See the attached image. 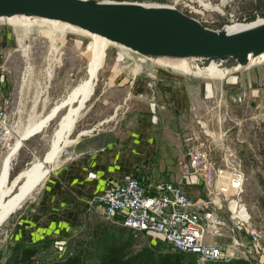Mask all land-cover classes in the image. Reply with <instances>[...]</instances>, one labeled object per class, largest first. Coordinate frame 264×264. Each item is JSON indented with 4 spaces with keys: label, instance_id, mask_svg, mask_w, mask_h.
I'll return each instance as SVG.
<instances>
[{
    "label": "rangeland",
    "instance_id": "374dc122",
    "mask_svg": "<svg viewBox=\"0 0 264 264\" xmlns=\"http://www.w3.org/2000/svg\"><path fill=\"white\" fill-rule=\"evenodd\" d=\"M123 1L170 5L212 29L264 20V0ZM223 2L225 4L222 7V14L216 10H204L206 5L216 7ZM3 21L16 29L18 40L16 44H8V48L2 51L0 56V87L7 100L6 111L10 126L8 136L0 135V171L5 157L20 134L29 129L34 130L22 140V144L11 158L7 185L11 184L16 176L29 167L36 158L40 159L45 155L53 141L57 139L60 128L68 124V116L69 121L72 122H69L60 133L62 136L58 147L61 149L55 158L57 161L55 166L64 156V150L72 146L71 144L63 146L66 141L72 140L80 129L89 128L113 113L111 103L102 108L103 103L99 102L100 100L96 102V96L101 90L103 70L113 73L117 68L116 72L127 80L126 84L129 86L131 82L127 77L139 75L142 71H146L148 66L164 68L157 63L148 64L146 60L140 59L141 54L111 43L103 52L102 66L97 72V77L93 79L91 78L93 39L87 32L57 31L48 23L39 20L28 27ZM117 56L121 59L118 60ZM255 64L257 63L252 65ZM245 68L240 67L222 78L192 75L177 70L201 84L211 82L215 87H212L210 96L201 99L202 103L199 107L191 106L187 122L177 126L172 132L174 139L176 140L177 137L180 141L179 150L175 155H164L163 160L159 159L156 162L157 170L148 177L137 176L146 189L149 184L153 185L162 178L173 179L181 176L182 153L192 141V126L196 124L192 119L198 114L207 122L209 128L221 135L222 144L232 153L233 159L244 171L243 200L250 212L253 226L264 229V84L249 87L241 84L240 81L229 83L226 80L228 75L239 74ZM93 81L95 85L93 92L83 101V95L86 93L84 86ZM60 105L62 107L53 113L52 111ZM123 109H125L123 105L118 107L116 115L119 120L122 119ZM126 112L127 116L128 111ZM44 123L46 124L37 131L33 128L37 124ZM155 127L156 125L153 124L150 132ZM166 141L170 142V139L167 138ZM216 155H219L218 150ZM50 174L51 172L48 177ZM23 181L24 178L20 179L17 185ZM40 186L1 223L0 264H6L10 256L17 254V247L21 244L36 240L24 239L20 230L23 223L17 224V217L27 200L36 194ZM87 210L89 211L86 223L66 241L37 239L41 242L34 255L35 264H52L62 256L77 252V240L89 236L95 224L112 223L97 212ZM134 240V248L149 242L161 250L169 248L160 238H153L150 235L137 236ZM239 264H264V257L257 255L256 259L251 261L242 259Z\"/></svg>",
    "mask_w": 264,
    "mask_h": 264
},
{
    "label": "crops",
    "instance_id": "0c3cea01",
    "mask_svg": "<svg viewBox=\"0 0 264 264\" xmlns=\"http://www.w3.org/2000/svg\"><path fill=\"white\" fill-rule=\"evenodd\" d=\"M17 40L16 29L0 20V56L8 44H16ZM116 69L113 73L103 70L101 90L96 96V102L103 103L102 108L111 103L113 113L89 128L80 129L63 144H71L68 150L76 155L64 154L60 158L18 214L17 224L23 223L20 230L25 240L66 241L86 223L89 211L86 201L91 194L129 174L145 178L155 172L159 159L174 156L179 150L180 141L172 134L174 129L187 122L191 106L199 107L201 99L210 96L215 87L211 82L201 84L165 67H153L127 77L131 82L128 86ZM226 80L240 81L249 87L264 84V61L246 67L239 74H230ZM122 105L128 114L123 109L119 120L116 114ZM153 124L156 127L150 132ZM188 190L198 192V186L189 185Z\"/></svg>",
    "mask_w": 264,
    "mask_h": 264
},
{
    "label": "built area",
    "instance_id": "2783aa9c",
    "mask_svg": "<svg viewBox=\"0 0 264 264\" xmlns=\"http://www.w3.org/2000/svg\"><path fill=\"white\" fill-rule=\"evenodd\" d=\"M141 56L148 64L157 63ZM6 106L0 87V135L4 137L10 134ZM196 116L192 141L182 153L181 176L162 178L146 189L136 174H129L91 194L86 207L127 227L134 237L150 235L171 249L194 254L198 264H239L242 259L264 257V229L253 226L242 197L244 171L222 144L221 135ZM64 153L76 155L68 149ZM192 184L198 192H189Z\"/></svg>",
    "mask_w": 264,
    "mask_h": 264
},
{
    "label": "water",
    "instance_id": "95a60500",
    "mask_svg": "<svg viewBox=\"0 0 264 264\" xmlns=\"http://www.w3.org/2000/svg\"><path fill=\"white\" fill-rule=\"evenodd\" d=\"M17 14L76 25L153 62H156L153 57L158 55L228 57L232 72L254 64L246 63L247 54L256 56L264 52V21L237 31L224 27L212 29L166 4L123 0H0V20ZM236 61L241 64L233 69Z\"/></svg>",
    "mask_w": 264,
    "mask_h": 264
},
{
    "label": "bare ground",
    "instance_id": "6f19581e",
    "mask_svg": "<svg viewBox=\"0 0 264 264\" xmlns=\"http://www.w3.org/2000/svg\"><path fill=\"white\" fill-rule=\"evenodd\" d=\"M224 4L225 3L223 2L221 5L216 6V7L211 6V5H206L204 6V10H216L222 14L223 13L222 7ZM4 20L10 23L18 24V25L25 26V27H28L34 21L39 20L42 23H48L49 25H51L53 30H57V31L81 30V31L87 32L88 34L91 35L93 39L92 62H91V78L93 79L97 77V72L102 66L101 65L102 55L105 49L111 43L117 44L99 34L89 32L87 30L81 29L80 27L76 25H72L67 22L56 20V19L17 14V15L5 17ZM262 21L264 20H257L256 22L251 23V24H238L237 23L232 26H227V28L225 29L229 31H237V30L250 27ZM121 47L128 49L125 46H121ZM235 58L237 59L239 57L235 56ZM227 59L228 57L169 56V55H158V56L153 57V60L156 61L157 63L165 65V66H170L171 69L173 70H180L181 72L192 74V75H200V76L204 75L210 78L211 77L222 78L231 72L232 69L231 67L228 66L230 60L227 61ZM245 60H247L246 63H249V64L264 61V52L256 56L247 54V56L245 57ZM237 62L238 61H236V65L233 67V69H236L240 66L241 63L240 62L237 63ZM94 86H95L94 81L84 86L86 93L83 95V101L86 100L92 94ZM69 120L70 119L68 118V121H67L68 124L69 122H72ZM68 124L66 123L60 128V131L57 134V139L53 141V143L51 144V147L45 153V155L40 159L36 158L29 167L21 171L16 176V178L11 182V184L7 185L6 182H7L9 169H10L11 158L13 154L16 152V150L22 144L20 142H22V140L26 138L27 136L31 135L34 132V130L29 129L27 131H24L22 134H20L16 142L13 144L7 156L5 157L3 167L0 171V225L5 220V218L9 215L8 213L20 207L22 202L27 197H29L31 193L38 186H40L43 183V181L48 177V174L50 173V171L52 170L55 164V160H56L55 158L61 149V147H58V142L61 140V136H62L60 133L62 132L64 128H66L65 126H67ZM40 125L41 124H37L33 128L37 131ZM23 178H24V181L21 184L17 185L19 180Z\"/></svg>",
    "mask_w": 264,
    "mask_h": 264
},
{
    "label": "trees",
    "instance_id": "16d2710c",
    "mask_svg": "<svg viewBox=\"0 0 264 264\" xmlns=\"http://www.w3.org/2000/svg\"><path fill=\"white\" fill-rule=\"evenodd\" d=\"M134 238L125 226L99 222L89 236L77 240V252L62 256L52 264H198L192 253L171 248L161 250L150 242L134 248ZM40 242L21 244L17 247L18 253L10 256L6 264H35L34 255Z\"/></svg>",
    "mask_w": 264,
    "mask_h": 264
}]
</instances>
